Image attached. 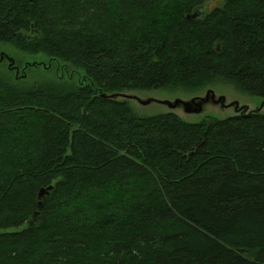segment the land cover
<instances>
[{
	"label": "trees",
	"instance_id": "16d2710c",
	"mask_svg": "<svg viewBox=\"0 0 264 264\" xmlns=\"http://www.w3.org/2000/svg\"><path fill=\"white\" fill-rule=\"evenodd\" d=\"M212 1L0 0V43L63 66L36 88L0 73V230L21 228L0 264H264V112L118 99L219 80L264 98V0L194 17Z\"/></svg>",
	"mask_w": 264,
	"mask_h": 264
},
{
	"label": "rangeland",
	"instance_id": "374dc122",
	"mask_svg": "<svg viewBox=\"0 0 264 264\" xmlns=\"http://www.w3.org/2000/svg\"><path fill=\"white\" fill-rule=\"evenodd\" d=\"M220 4V0H213L211 3L204 4V6L198 8L196 14L199 16H201L202 13L207 14L209 10ZM219 47L220 45L218 44V50ZM2 55L9 56L15 60V66L20 70L19 76L26 75L24 79L18 80L22 86L36 88L42 83H45V81H53L59 73L60 68L63 69L62 65L55 64L56 62H53L51 58L41 57L36 59V57H31L5 43H0V58ZM33 63H38L41 66L29 65ZM43 64H45L46 67H49L44 68ZM9 65L10 62L4 58V60L0 62V73H4L5 75L8 73V76L14 80L16 79V73L9 70ZM26 65L27 68L25 73H23V69ZM69 75L72 76V79L76 83L80 82V76L77 77V72H74V70L70 69ZM119 95V98H116L128 100L136 113L141 117L173 112L191 123H199L204 120L215 118L224 120L243 112H264V98L250 96L239 90L234 84L222 80L216 81L211 85L197 90H147L132 91ZM222 98L225 101L219 102ZM148 100L152 102L149 105H143V102ZM178 100L180 102L192 104L194 110H198L199 105L203 104V111L189 113L184 106L171 109L168 105L162 103H174ZM190 110L192 111L193 109ZM20 229L21 228H9L0 231L12 232Z\"/></svg>",
	"mask_w": 264,
	"mask_h": 264
},
{
	"label": "water",
	"instance_id": "95a60500",
	"mask_svg": "<svg viewBox=\"0 0 264 264\" xmlns=\"http://www.w3.org/2000/svg\"><path fill=\"white\" fill-rule=\"evenodd\" d=\"M203 15H204V14L202 13L201 16H203ZM196 16H197V14H196L194 17H196ZM8 57H9V56H8ZM4 58L6 59V56H5V55H2L1 58H0V62H1L2 60H4ZM7 61L10 62L9 70L12 71V72H15V73H16V79H20V78H25V77H26L25 74H24L23 76H19L20 70H19V68H17V67L15 66V60H14V59H12V58L9 57ZM34 66H36V64H34ZM43 66H44V68H47L46 65H43ZM26 68H27V65L25 66V69H26ZM224 101H225V100H224L223 98H222L221 100H219V102H224ZM151 102H152V101L148 100V101H146V102H143V103H144L143 105H149ZM162 103L168 105L171 109H176V108H178L179 106H184V107L187 108V110H188L189 113H190V112L195 113V112H202V111H203V104H200V105H199L198 110H194V108L192 107V104H190V103H185V102H180L179 100L176 101V102H174V103H172V102H162ZM180 104H182V105H180ZM222 104H223V103H222ZM190 109H193V110L191 111ZM52 188H53V187L51 186V187L48 188V190H46V189H42V190L40 191V195H39V197L42 198L43 196H45V194H46V193H49V192L52 190Z\"/></svg>",
	"mask_w": 264,
	"mask_h": 264
},
{
	"label": "bare ground",
	"instance_id": "6f19581e",
	"mask_svg": "<svg viewBox=\"0 0 264 264\" xmlns=\"http://www.w3.org/2000/svg\"><path fill=\"white\" fill-rule=\"evenodd\" d=\"M36 64V66H38L39 64L38 63H35ZM29 65H31V66H34V63L33 64H29ZM29 65H28V67H29ZM43 65H45V64H43ZM49 66H47V68H48Z\"/></svg>",
	"mask_w": 264,
	"mask_h": 264
},
{
	"label": "flooded vegetation",
	"instance_id": "af4514ba",
	"mask_svg": "<svg viewBox=\"0 0 264 264\" xmlns=\"http://www.w3.org/2000/svg\"><path fill=\"white\" fill-rule=\"evenodd\" d=\"M8 58H9V57H8V56H6V59H7V60H8ZM24 69H25V68H24ZM24 69H23V73H25V70H24Z\"/></svg>",
	"mask_w": 264,
	"mask_h": 264
}]
</instances>
